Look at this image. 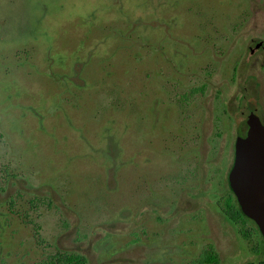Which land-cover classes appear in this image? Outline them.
<instances>
[{"label":"rangeland","instance_id":"1","mask_svg":"<svg viewBox=\"0 0 264 264\" xmlns=\"http://www.w3.org/2000/svg\"><path fill=\"white\" fill-rule=\"evenodd\" d=\"M259 43L264 0H0V264H264L224 215Z\"/></svg>","mask_w":264,"mask_h":264},{"label":"water","instance_id":"2","mask_svg":"<svg viewBox=\"0 0 264 264\" xmlns=\"http://www.w3.org/2000/svg\"><path fill=\"white\" fill-rule=\"evenodd\" d=\"M230 187L245 217L253 221L264 239V125L248 122L239 127Z\"/></svg>","mask_w":264,"mask_h":264},{"label":"trees","instance_id":"3","mask_svg":"<svg viewBox=\"0 0 264 264\" xmlns=\"http://www.w3.org/2000/svg\"><path fill=\"white\" fill-rule=\"evenodd\" d=\"M224 215L228 221L234 225H241L243 229L241 230L242 237L249 240L252 236L257 237L256 249H259L260 244L264 243V240L260 234L258 227L255 223L245 217L238 206L236 199L233 194L228 192L226 194ZM221 201V199H220ZM249 225L252 227L245 228ZM255 249V250H256ZM86 260L83 256L67 253H57L56 256H52L51 261L48 264H85ZM195 264H220L219 258L214 252H206L205 255Z\"/></svg>","mask_w":264,"mask_h":264},{"label":"flooded vegetation","instance_id":"4","mask_svg":"<svg viewBox=\"0 0 264 264\" xmlns=\"http://www.w3.org/2000/svg\"><path fill=\"white\" fill-rule=\"evenodd\" d=\"M259 50H264V43H259V44H257L256 46H255V49H253L252 51H253V53L255 52V51H259ZM247 124V123H246ZM235 160V159H234ZM234 165V164H233ZM228 183H229V180H228ZM228 188H229V192L231 191V193L233 194V197L236 199V201H237V198L235 197V195H234V193H233V191H232V189H231V187H230V183H229V186H228ZM237 203H238V201H237ZM238 206H239V203H238ZM239 208H240V206H239ZM253 237V236H252ZM252 237L249 239V240H251L252 239ZM245 239V238H244ZM247 240V239H246ZM264 240V239H263ZM255 248H253V252L255 253ZM220 261V260H219Z\"/></svg>","mask_w":264,"mask_h":264}]
</instances>
